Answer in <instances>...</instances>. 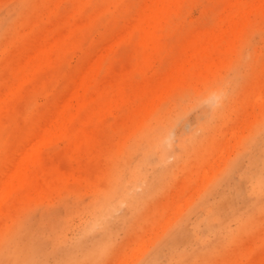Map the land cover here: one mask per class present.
Returning a JSON list of instances; mask_svg holds the SVG:
<instances>
[{
	"label": "rangeland",
	"instance_id": "rangeland-1",
	"mask_svg": "<svg viewBox=\"0 0 264 264\" xmlns=\"http://www.w3.org/2000/svg\"><path fill=\"white\" fill-rule=\"evenodd\" d=\"M0 264H264V0H0Z\"/></svg>",
	"mask_w": 264,
	"mask_h": 264
},
{
	"label": "bare ground",
	"instance_id": "bare-ground-1",
	"mask_svg": "<svg viewBox=\"0 0 264 264\" xmlns=\"http://www.w3.org/2000/svg\"><path fill=\"white\" fill-rule=\"evenodd\" d=\"M38 150V144L36 141H31L27 147V155L22 161V165L19 168L13 169L11 172L8 174V186H11V184L14 181H18V179L26 180L25 177H27L26 170L28 169V165L31 163L33 159H36V153ZM20 184V183H19ZM5 193L4 191L2 194Z\"/></svg>",
	"mask_w": 264,
	"mask_h": 264
}]
</instances>
